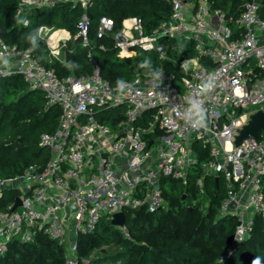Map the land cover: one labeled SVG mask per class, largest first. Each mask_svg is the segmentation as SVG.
I'll return each mask as SVG.
<instances>
[{
    "label": "built area",
    "instance_id": "2783aa9c",
    "mask_svg": "<svg viewBox=\"0 0 264 264\" xmlns=\"http://www.w3.org/2000/svg\"><path fill=\"white\" fill-rule=\"evenodd\" d=\"M167 1L172 15L152 34L145 33L138 16L124 18L116 30L114 19L104 15L97 35H112L120 57L137 54L138 49L157 50L165 56L160 36L193 41L198 56L188 59L192 63L187 70L182 68L186 60L180 64L185 75L179 82L158 68L163 72L162 82H154L146 72L125 80L128 90L118 93L116 85L102 76L95 58L90 74L60 77L31 49H21L0 35V78L20 74L29 88L44 91L48 103L61 109L56 129L41 136L40 145L50 153L45 167L31 165L21 174L0 176V194L16 192L14 200L0 211V256L13 241L33 242L43 234L65 247L66 264H80L81 233L96 231L102 218L113 221L127 209L156 212L165 202L162 179L171 177L187 184L190 168L200 160L203 175L222 180L225 186L218 216L236 219L235 243L250 234L257 215L264 218V127L257 138L250 136L236 145V137L252 114L264 112L262 0L247 3L236 19L212 9L208 0ZM92 2L20 0L15 16L28 25L35 9L64 3L81 6L85 12L75 37L87 45L90 19L86 10ZM39 36L50 54L61 59L73 35L66 28L43 24ZM200 56L213 65L203 64ZM210 73L217 75L216 87L200 97L209 110V130L197 131L179 110ZM162 93L168 95L167 100ZM121 106L125 107L124 118L115 126L100 119ZM197 183L203 192L204 178ZM120 227L131 237L125 224Z\"/></svg>",
    "mask_w": 264,
    "mask_h": 264
},
{
    "label": "trees",
    "instance_id": "16d2710c",
    "mask_svg": "<svg viewBox=\"0 0 264 264\" xmlns=\"http://www.w3.org/2000/svg\"><path fill=\"white\" fill-rule=\"evenodd\" d=\"M208 1L212 9H221L236 19L252 0ZM19 2L0 0V29L6 30L2 36L21 49H31L42 64L55 68L60 77L90 74L92 58H95L102 76L116 85L118 78L130 81L149 72L150 69L138 65L150 57L153 67L163 68L179 82L185 75L180 64L198 56L193 41L160 36L159 44L165 56L157 50L138 49L135 55L120 57L112 35L98 37L97 27L104 15L114 19L116 30L124 18L138 16L143 20L145 33L152 34L172 15L171 3L167 0H93L86 10L90 19L87 45L75 37L78 22L85 12L81 6L64 3L35 9L29 15L28 25H23L15 16ZM262 5L264 7V0ZM43 24L71 31L73 36L63 48L62 60L50 54L39 35L35 46L27 40V36ZM102 45L105 47L101 48ZM48 55L50 60L46 58ZM200 61L213 65L207 57L200 56ZM67 62L78 67H66ZM123 109L125 107L121 106L107 111L100 119L115 126L124 118ZM60 115V107L49 104L44 91L29 88L20 74L0 78V176L21 174L31 165L45 167L50 153L40 145L41 136L56 129ZM201 177L204 178L203 192L197 183ZM162 190L168 202L166 208L163 206L156 212L147 208L125 210V226L131 237H126L109 217L101 219L96 231L81 233L80 260L95 248L117 244L125 250L97 257L91 264H251L256 256H260L264 264V218L257 215L250 234L242 242L235 243L236 219L218 216V208L226 195L225 186L222 180L203 175L201 160L190 168L187 184L164 177ZM15 197L14 191L0 194V211ZM226 250L231 251L228 258H225ZM65 255V247L57 240L40 234L33 242L13 241L8 251L0 256V264H66Z\"/></svg>",
    "mask_w": 264,
    "mask_h": 264
},
{
    "label": "clouds",
    "instance_id": "9594fccd",
    "mask_svg": "<svg viewBox=\"0 0 264 264\" xmlns=\"http://www.w3.org/2000/svg\"><path fill=\"white\" fill-rule=\"evenodd\" d=\"M20 23H24L25 21H18ZM39 35V30L34 33H31L27 36V40L33 45H36L37 37ZM5 65H7L8 61L5 59L3 61ZM192 62L186 60L182 64V68L187 70ZM66 67H78V65H74L72 62H67ZM139 68L150 69L149 73L153 78L154 82L163 81V72L162 70L153 67V63L150 57H146L143 59L138 65ZM217 84V75L216 73H210L205 79L201 80L196 87L194 94L185 100V106L179 110L180 115L183 116L187 124H189L194 130L200 131H208L209 130V110L205 107L204 101L200 99L201 96L210 94L214 91ZM129 84L122 78H118L116 81V91L118 93H124L128 90ZM236 94L238 95L240 92L239 88L235 89ZM162 96L165 100L168 99V95ZM223 134H228V129L224 130ZM251 264H262V260L260 256L254 257L251 261Z\"/></svg>",
    "mask_w": 264,
    "mask_h": 264
},
{
    "label": "water",
    "instance_id": "95a60500",
    "mask_svg": "<svg viewBox=\"0 0 264 264\" xmlns=\"http://www.w3.org/2000/svg\"><path fill=\"white\" fill-rule=\"evenodd\" d=\"M259 2V0H256ZM229 15L226 16L228 18ZM6 33V30L0 29V35H4ZM138 73V72H137ZM264 127V112L258 111L251 116V120L245 127L240 131V134L236 137V145L239 146L241 142L250 136L257 138L259 131ZM16 204V206L19 204ZM15 206V207H16ZM233 207L235 205L233 204ZM113 223L116 225L125 224V215L124 213H119L114 216ZM228 253V250L225 251V255Z\"/></svg>",
    "mask_w": 264,
    "mask_h": 264
},
{
    "label": "rangeland",
    "instance_id": "374dc122",
    "mask_svg": "<svg viewBox=\"0 0 264 264\" xmlns=\"http://www.w3.org/2000/svg\"><path fill=\"white\" fill-rule=\"evenodd\" d=\"M62 56L61 59L64 58V53L62 52ZM46 58L48 60H50V56H46ZM208 201V200H207ZM168 202H164V206L165 208L167 207ZM234 242H235V236H234ZM125 247H122L120 245L117 244H112L109 246H103V247H98L95 248L94 250H92L89 254H87L86 256L83 257L82 264H91L93 262L94 259H96L97 257H101V256H106V255H114L119 253L120 251H124ZM231 254V251L228 250V253L225 255V258H228Z\"/></svg>",
    "mask_w": 264,
    "mask_h": 264
},
{
    "label": "crops",
    "instance_id": "0c3cea01",
    "mask_svg": "<svg viewBox=\"0 0 264 264\" xmlns=\"http://www.w3.org/2000/svg\"><path fill=\"white\" fill-rule=\"evenodd\" d=\"M132 55H135V54H132ZM132 55H130V56H132ZM118 226H120V225H118Z\"/></svg>",
    "mask_w": 264,
    "mask_h": 264
}]
</instances>
